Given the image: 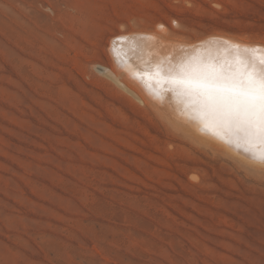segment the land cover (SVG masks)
<instances>
[{
  "label": "rangeland",
  "instance_id": "obj_1",
  "mask_svg": "<svg viewBox=\"0 0 264 264\" xmlns=\"http://www.w3.org/2000/svg\"><path fill=\"white\" fill-rule=\"evenodd\" d=\"M160 23L264 42V0H0V264H264V176L103 72Z\"/></svg>",
  "mask_w": 264,
  "mask_h": 264
},
{
  "label": "snow or ice",
  "instance_id": "obj_2",
  "mask_svg": "<svg viewBox=\"0 0 264 264\" xmlns=\"http://www.w3.org/2000/svg\"><path fill=\"white\" fill-rule=\"evenodd\" d=\"M127 39L115 37L113 52ZM231 50L235 68L228 71L210 58L192 55L175 64L158 63L141 78L147 77L148 90L161 100L173 93L205 134L264 166V48L233 45Z\"/></svg>",
  "mask_w": 264,
  "mask_h": 264
},
{
  "label": "bare ground",
  "instance_id": "obj_3",
  "mask_svg": "<svg viewBox=\"0 0 264 264\" xmlns=\"http://www.w3.org/2000/svg\"><path fill=\"white\" fill-rule=\"evenodd\" d=\"M159 25L161 26L155 27L154 30H133L118 33L117 36H125L128 39L122 45L118 43L116 52L112 50L115 37L111 38L109 47L112 52L108 54L112 61L118 62L120 68L115 64L111 69L103 66L105 76L110 78L116 86L118 85L117 87L122 88L126 92L125 94L141 103L143 107L151 108L166 123L165 126L168 130L180 131L184 137L193 142L222 152L244 168L259 172L260 176H264V166L246 159L245 154L238 152L214 135L201 131V124L195 118L194 113L191 109L186 110L185 104L178 102L173 93L167 92L166 98L161 100L148 90L147 77L141 78L146 70L154 69L158 63L175 64L182 57L192 55L210 58L218 65H222L225 71H228L235 68L231 46L264 48V42L248 41L241 37L220 34L207 36L208 38L201 39L202 41L191 42L174 38L164 24L160 23ZM250 174L252 175V172ZM191 176L197 180L196 174Z\"/></svg>",
  "mask_w": 264,
  "mask_h": 264
}]
</instances>
